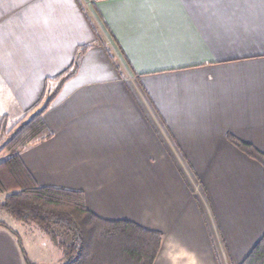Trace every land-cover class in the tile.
<instances>
[{
	"label": "crops",
	"instance_id": "obj_1",
	"mask_svg": "<svg viewBox=\"0 0 264 264\" xmlns=\"http://www.w3.org/2000/svg\"><path fill=\"white\" fill-rule=\"evenodd\" d=\"M74 60L52 136L20 152L36 183L160 231L152 264H240L264 232V172L228 135L264 153V0H0V115Z\"/></svg>",
	"mask_w": 264,
	"mask_h": 264
},
{
	"label": "trees",
	"instance_id": "obj_2",
	"mask_svg": "<svg viewBox=\"0 0 264 264\" xmlns=\"http://www.w3.org/2000/svg\"><path fill=\"white\" fill-rule=\"evenodd\" d=\"M86 48L87 45H80L79 55ZM76 69L74 60L53 77L58 83L44 104L40 106L42 95L6 130L1 151L5 150L7 156L0 160V194L5 196L0 205L16 219L33 220L50 233L62 249L63 264H152L162 239L160 231L130 220L98 217L86 208L81 190L37 184L20 158L27 146L52 136L43 114ZM6 120V115L0 117V126H5ZM228 139L258 161L264 172V153L233 136L228 135ZM0 226L7 227L2 221ZM21 253L25 264H32L22 248ZM240 264H264V232Z\"/></svg>",
	"mask_w": 264,
	"mask_h": 264
},
{
	"label": "rangeland",
	"instance_id": "obj_3",
	"mask_svg": "<svg viewBox=\"0 0 264 264\" xmlns=\"http://www.w3.org/2000/svg\"><path fill=\"white\" fill-rule=\"evenodd\" d=\"M80 5L84 11L86 9L88 10L87 15L94 26H96L95 15L91 9L86 6L87 4L84 1ZM102 37L105 39V35L103 33ZM55 81L56 87L58 81ZM55 87L47 90L46 93L43 94L40 106L44 104V101L47 97L52 95ZM2 116L3 115H0V117ZM8 116L9 118L6 115L7 120L5 126L3 123H1L0 126V160L7 156V152L5 150L1 151V146L7 138L6 130L16 124V122L21 118L20 117L19 119H16L15 113L11 114V112H9ZM4 196L5 195L0 194V204L3 202ZM0 221L4 222L7 226H0V262L9 260L10 264H19V260L23 264V255H21L22 248L32 264H63L64 260L62 259L63 255L61 247L56 243L55 240H53L51 234L46 232V230L37 222H34L33 220L16 219L1 205ZM10 243L17 250L19 257L14 256L13 247Z\"/></svg>",
	"mask_w": 264,
	"mask_h": 264
}]
</instances>
